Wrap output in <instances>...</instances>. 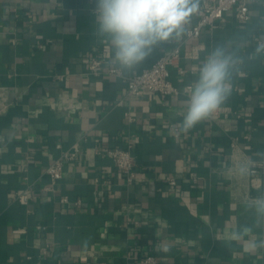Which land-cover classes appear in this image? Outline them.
I'll use <instances>...</instances> for the list:
<instances>
[{"label":"crops","instance_id":"obj_1","mask_svg":"<svg viewBox=\"0 0 264 264\" xmlns=\"http://www.w3.org/2000/svg\"><path fill=\"white\" fill-rule=\"evenodd\" d=\"M91 7V0H0V87L9 102L0 109V264H130L146 253L158 264H264V247L246 251L250 239L264 238V222L246 207L264 195V0L249 4L247 21L226 11L198 37L162 43L118 77L88 73L92 56L110 67L113 54L94 36ZM199 17L200 8L187 29ZM174 46L185 71L170 68L178 93L126 97V77ZM218 47L239 61L231 96L183 132L187 87ZM75 145L78 157L47 192L45 168ZM103 147L128 148L143 180L124 184L97 152ZM247 163L263 168L240 175ZM28 186L33 199L20 205L13 196ZM62 196L70 204L59 203ZM234 230L239 240L228 239ZM47 239L54 248L43 255Z\"/></svg>","mask_w":264,"mask_h":264},{"label":"clouds","instance_id":"obj_2","mask_svg":"<svg viewBox=\"0 0 264 264\" xmlns=\"http://www.w3.org/2000/svg\"><path fill=\"white\" fill-rule=\"evenodd\" d=\"M89 14L94 36L105 42L113 54L109 66L113 71L131 70L141 64L153 48L169 41L179 42L187 32L192 16L199 12L200 0H91ZM239 61L223 48L210 52L200 65L198 75L188 85V94L179 128L188 132L221 110L232 93V76ZM240 175L248 173L246 164ZM258 225L264 222V195L246 202ZM251 229H245L249 234ZM232 231L228 239L239 240ZM264 247V238L250 239L246 251ZM167 251V249H164Z\"/></svg>","mask_w":264,"mask_h":264},{"label":"built area","instance_id":"obj_3","mask_svg":"<svg viewBox=\"0 0 264 264\" xmlns=\"http://www.w3.org/2000/svg\"><path fill=\"white\" fill-rule=\"evenodd\" d=\"M253 0H202L200 4V17L191 27L187 29L186 38H196L205 28H210L216 20L220 19L226 11L233 10L235 18L238 21L245 22L249 19V4ZM181 50L179 46L172 47L167 53L159 56L148 67L142 69L138 73H133L126 77V97L140 96L144 91L157 93L161 95H175L178 89L170 80V68L176 67L180 74L184 73V69L177 66L181 58ZM88 73L94 76H121V71H113L110 67H104L102 60L97 55H94L88 61ZM188 90V87H187ZM122 100H118L117 104H121ZM9 104L5 95V88L0 87V109ZM171 130L174 136L179 135L178 127L171 125ZM58 148L59 144L56 145ZM103 156L109 157L116 170L122 177L124 184H131L135 181H142L136 170L134 156L128 148L103 147L97 151ZM79 148L75 145L72 149H62L58 157L54 158L45 168L44 172L49 178V184L43 189L53 193L57 183L63 177V169L66 162L78 157ZM248 173L246 175L255 176L258 174L263 165L246 164ZM95 181H97L95 179ZM164 181L170 186H177V180L174 177H166ZM196 182V180H194ZM14 200L20 205H28L33 199V189L28 186L18 191L14 196ZM61 204H70L65 196L58 199ZM78 199L72 203L73 206L81 205ZM35 229H42L41 225H36ZM26 231L24 227H15L12 229L14 234H22ZM54 248V243L51 239H47L46 243L40 248V253L47 255ZM130 264H158V259L152 253H146L142 257L135 258L130 261Z\"/></svg>","mask_w":264,"mask_h":264}]
</instances>
